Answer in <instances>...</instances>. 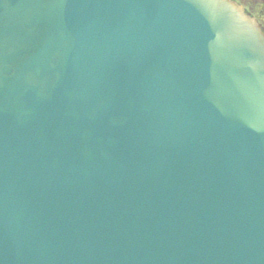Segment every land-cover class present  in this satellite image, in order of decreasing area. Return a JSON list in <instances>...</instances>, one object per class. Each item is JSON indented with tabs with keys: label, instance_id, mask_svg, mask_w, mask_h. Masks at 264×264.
<instances>
[{
	"label": "water",
	"instance_id": "obj_1",
	"mask_svg": "<svg viewBox=\"0 0 264 264\" xmlns=\"http://www.w3.org/2000/svg\"><path fill=\"white\" fill-rule=\"evenodd\" d=\"M0 264H264L256 19L0 0Z\"/></svg>",
	"mask_w": 264,
	"mask_h": 264
},
{
	"label": "rangeland",
	"instance_id": "obj_2",
	"mask_svg": "<svg viewBox=\"0 0 264 264\" xmlns=\"http://www.w3.org/2000/svg\"><path fill=\"white\" fill-rule=\"evenodd\" d=\"M253 15H264V0H239Z\"/></svg>",
	"mask_w": 264,
	"mask_h": 264
},
{
	"label": "flooded vegetation",
	"instance_id": "obj_3",
	"mask_svg": "<svg viewBox=\"0 0 264 264\" xmlns=\"http://www.w3.org/2000/svg\"><path fill=\"white\" fill-rule=\"evenodd\" d=\"M236 1L240 2L239 0H236ZM240 3H241V2H240ZM256 17H257V18L262 22V24L264 25V15L260 14V15H257Z\"/></svg>",
	"mask_w": 264,
	"mask_h": 264
}]
</instances>
